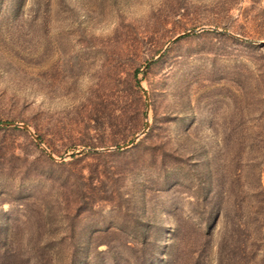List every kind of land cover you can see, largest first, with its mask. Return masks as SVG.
I'll return each instance as SVG.
<instances>
[{"label":"rangeland","instance_id":"rangeland-1","mask_svg":"<svg viewBox=\"0 0 264 264\" xmlns=\"http://www.w3.org/2000/svg\"><path fill=\"white\" fill-rule=\"evenodd\" d=\"M260 40L264 0H0V264H113L108 244L117 264H191L205 199L264 147ZM72 51L84 89L59 90Z\"/></svg>","mask_w":264,"mask_h":264},{"label":"trees","instance_id":"trees-1","mask_svg":"<svg viewBox=\"0 0 264 264\" xmlns=\"http://www.w3.org/2000/svg\"><path fill=\"white\" fill-rule=\"evenodd\" d=\"M244 145V153H247L248 157H242L240 153L242 161L237 170L239 171L241 165H248L247 161L251 159V155L257 154L259 158L257 165L253 167L254 177L252 180H245L241 177V174L237 173V183H232L230 187L220 186L218 183L216 190H212V194L205 199L208 211L205 212L203 238L200 243L195 241L194 238L192 246L191 241L188 244V247L191 248L189 253L191 264H203L200 251L203 242L207 240L206 229L213 225V220L218 216L222 217L223 224L216 241L215 264H264V191L260 180L264 167V147L258 150L259 147L252 146L249 143ZM239 194L241 196L240 200L235 202L233 213H229L225 206L227 200L231 196L236 198ZM182 222L181 217L177 216L178 229L177 232L174 230L171 237V242L174 245L176 241H183L180 235L183 229ZM140 224L142 223L140 222ZM140 224L136 225V230L139 243H142L146 241V238ZM166 244H168L166 241L158 243V250H161ZM128 247V241L123 240L121 250L124 251L126 248L127 251ZM181 247H183L182 244ZM104 252L112 258L113 264H117V258L114 256V245L108 244ZM34 258L37 257L34 256ZM44 258L39 257L38 260H45ZM63 258V264H80L79 260L82 257L77 258L75 251L72 249L67 251ZM93 264L103 263L95 259Z\"/></svg>","mask_w":264,"mask_h":264},{"label":"bare ground","instance_id":"bare-ground-1","mask_svg":"<svg viewBox=\"0 0 264 264\" xmlns=\"http://www.w3.org/2000/svg\"><path fill=\"white\" fill-rule=\"evenodd\" d=\"M87 37L85 35H82L80 37V39L84 40L86 39ZM84 53V52H83ZM70 57V56H69ZM70 63V64H69ZM68 65H69V70L67 71L68 74H69V78L67 76V79L64 78L63 81H62V84L60 85L61 88H59V90H83L84 88L78 83V77H77V74H80V75H83L84 74V71H86V65L84 63V57L82 55V53H79V54H76L74 53V51H72V58L69 60L68 62ZM66 72V71H65ZM64 72V73H65ZM67 74V73H66ZM65 74V76H66ZM46 86H45V89H52V80L50 78V74H49V77H47L46 79ZM90 89V88H89ZM88 89V90H89ZM182 91V90H180ZM95 92L99 93L97 90H95ZM173 92V91H172ZM170 92V93H172ZM179 92V91H178ZM177 92V93H178ZM174 93V92H173ZM184 94H186V92L184 91L183 92ZM183 93L182 94H179V97L177 98V100L179 102H182L181 101V97H183ZM188 93V91H187ZM175 94V93H174ZM178 96V95H177ZM187 96V95H186ZM176 100V99H175ZM185 100V99H184ZM183 100V101H184ZM173 107V106H172ZM178 107V106H176ZM179 108V107H178ZM177 108H174V110L172 111H176Z\"/></svg>","mask_w":264,"mask_h":264},{"label":"water","instance_id":"water-1","mask_svg":"<svg viewBox=\"0 0 264 264\" xmlns=\"http://www.w3.org/2000/svg\"><path fill=\"white\" fill-rule=\"evenodd\" d=\"M192 30H196V29H191V30H189V31H192ZM259 42H264V40H260ZM161 53V52H160ZM20 125H22L23 127H27V125L26 124H22V123H19ZM146 125H147V122H146ZM146 127V126H145ZM143 132V129L138 133V134H136L135 136H134V138H136L140 133H142ZM34 138L39 142V140H38V138L37 137H35L34 136ZM128 144V143H127Z\"/></svg>","mask_w":264,"mask_h":264}]
</instances>
